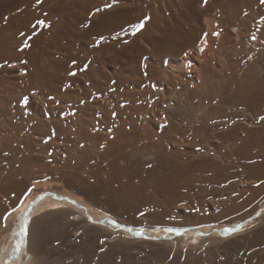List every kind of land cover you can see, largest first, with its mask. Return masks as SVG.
<instances>
[{
    "label": "bare ground",
    "instance_id": "bare-ground-1",
    "mask_svg": "<svg viewBox=\"0 0 264 264\" xmlns=\"http://www.w3.org/2000/svg\"><path fill=\"white\" fill-rule=\"evenodd\" d=\"M263 13L264 0H42V2L40 3H37V0H0V152H6L5 154H12L18 150L20 152L26 150L24 152H27V143L29 146L31 142H34L30 135L27 136V129H30L29 127L27 128V122L30 120H27V111L31 108V105H29L30 108L27 110L28 97L30 99L31 96L32 104L35 105V107L36 105L42 103L49 94H63L68 95L73 99H77V97H80V89L88 92L89 94H92L91 92L93 90L102 91L107 89L108 87H111L109 84L112 80L117 81L116 83L118 86L123 84H135V86L142 85L144 88L143 90H141L142 92L138 91V93H136V90L134 91L138 95H143V93H161L165 90L166 92L164 94L162 93L161 97L163 98H161L162 101H159L161 103L160 105H158L157 110L150 112V121H152L153 124L159 125L162 123L159 118L169 113L172 116L170 117L168 115V117H170L169 120H173V124L168 130L169 136L173 132L183 129L181 128V126H178V124H176V120L179 119V116L184 117L183 114H185V111L186 113H190V116H192V119H194L195 121H199L201 119L208 120L215 116H220L221 118L225 117V119L226 117H228L230 119L227 118V122L225 121L224 123H229V125L231 124V128L228 127L230 131H226V133H222L221 135L216 136L219 137L217 139L226 140V142L229 143L232 141L234 143V141L231 139H234L237 135V137H240L237 133L238 130L241 129L242 135L245 133V136L248 133L249 141H246V135V139H243V141L245 140L244 143H246L243 145L247 144L248 149H250L252 146H250L249 148L248 145H252L256 142L255 141L254 143H252L250 139L257 134L254 135L256 132L254 133V131L250 130L249 123L248 121H246L247 117L245 118L244 123H240V125H238L237 123L236 126L235 123L233 125L234 121L232 120L236 118L233 116L239 113L237 110H235L239 106H242L244 108L242 110V108L239 107L242 110H240L241 115L243 114L244 116L245 114L247 116V113L249 112H252L253 115L256 114L257 116L261 115L264 111V65H261L258 61V63H256L257 66L252 71L251 69L249 70V73L246 75V77H244L245 79H241V73L239 75H237L236 73L238 62L232 61V57H234L237 52L238 54L239 52H241V55L242 52L244 54H247L250 49L260 48L264 51V18L261 16L263 19H260L259 17L260 14ZM48 19H52L53 21L55 20V24L52 26V28L50 26V29H48V24V26L45 25L47 27V29L45 27L46 30L41 29V26H38L39 21ZM141 24H143V27H138V25ZM248 25L252 27L250 31L247 28L249 32H247L245 29V26L248 27ZM37 31L39 32V34H37ZM34 32H37L35 34H37L38 36L34 38L31 44L29 42V44H27V40H29L28 38L32 37L33 39L32 33ZM30 34L32 35L30 36ZM27 35H29L30 37L27 38ZM103 35L108 36V38L110 36L112 39L116 38V40H114V43H112L113 41H111L110 44L97 49L95 52L92 51L93 53H89L87 51V47L94 45L96 42L95 38L92 37H100ZM101 42L102 41H100V43ZM100 45L97 46L100 47ZM256 52L258 53V51ZM253 54L254 53L252 51V55ZM244 59L245 58H243V61ZM249 59H251V56ZM73 60H79L80 68L81 64H83L84 62H89L86 73L83 75L79 74V76H75L76 79L74 77L70 79L67 76V73L71 71V67L69 64ZM248 63L249 62H247L245 66L248 65ZM84 65L86 66L87 64ZM76 67L74 66L72 70ZM238 69L240 68L238 67ZM142 71H144L145 76H142ZM246 72L247 71H245L244 73L246 74ZM217 79H223L225 83L224 90H220V92H218V96H225L228 100L226 101L224 99L223 101L221 100L220 103L216 102L217 104H212V101L217 97V91L216 89H214V85H216ZM68 81H73L74 84L78 83V88L77 85L72 86L70 89H68V91L66 90L67 92H64L62 88ZM218 85L220 86L219 83ZM218 89L220 88L218 87ZM190 93L192 94L191 97ZM131 94H133V91L131 92ZM92 95H94L95 97L94 93ZM82 99L83 98H81L80 100ZM195 99H198L199 101L197 106H190L191 102L189 103L188 101H193ZM183 100H186L187 105L185 107H182L181 104ZM206 100L207 103L208 101L210 102L208 104H211V106H208L204 109L201 103ZM46 101L47 99L45 100V103H47ZM128 101L130 102V100ZM174 102L176 103L175 106ZM98 103V105L104 104L103 102ZM231 104H235L238 107H232L230 106ZM66 107L67 106H65V108ZM88 107H90L91 109L92 106ZM93 107L95 109V106ZM43 108L36 107L34 117H31V114L33 113L31 109L29 117L31 118V120L36 121L37 119L39 123L46 127L49 126V124L42 118L43 114H45L43 112ZM190 110H192L193 113ZM123 114L124 113H122V115ZM203 115L206 116L203 117ZM186 116H188L189 118V115ZM75 119H77V117ZM235 120L237 121V119ZM69 121L71 122V120ZM53 125L54 124H52L51 126ZM36 126H38V124ZM261 126L262 128H264V119L260 127ZM247 127L249 129H245ZM42 128H40L41 131ZM262 128L261 130H259L261 135L264 133L262 131ZM121 130H118L116 133L113 132L115 133L114 137L112 136L113 138H110L109 140L105 139V135H101L97 131L96 134L98 135H96L95 137V139L97 138V141H99V144L97 142V156L101 160H109V163L106 161L108 164H106L104 168L100 169L103 171V173L100 174L101 179L99 182L95 184H92L90 182H83L79 185L77 184L79 190L87 189V191L89 192H93L96 195H101L100 197L102 198L106 197L107 201L109 200L108 202L106 201V203L111 204L112 202L113 204L114 202L118 205L119 203H123L124 200L129 197L133 198V202L136 199L137 203L139 202L142 204L148 201L151 203V199H155L158 197L161 198V194L163 192L167 196L169 194H171L172 196L173 193H178L180 189L183 190V188L180 187L179 182L183 180L185 175L184 172H186L184 170L188 166H190L191 162L184 164L182 161L183 164H180V161H178L179 163H177L175 159L167 157L166 155H168L170 151V144L167 141H165L167 142L165 144H168L169 147H167L168 145L166 146L164 144L163 140H160L161 142L157 140V143L152 140L153 142L150 141L146 145L140 146L139 139L143 136L140 137L138 131H132L131 133H129ZM34 131H38L37 127L33 128V132ZM251 132L254 133L252 134L253 136L249 135L251 134ZM110 134H112V132ZM92 135L93 134H91V136ZM156 135L158 136V134ZM165 135H167V132L165 133ZM85 136L88 137V135ZM136 136L138 137V142H133V140H135L134 137ZM257 136L259 137V134ZM150 137L152 138L151 135ZM161 137L162 136H160V138ZM261 140V144H263V138H261ZM219 141L220 140H217L215 142L217 143ZM257 141L259 142L260 140ZM91 142L94 143V141ZM249 142H251V144ZM204 143L205 142H203V144ZM222 143L224 144V142ZM229 143L227 145L230 146ZM235 143H237V140L235 141ZM235 143L233 145L234 147ZM209 144H207V147H209ZM256 144L255 146H257ZM184 145L186 146L185 143ZM93 146L97 147V145L94 144ZM178 146V144H172L171 151L174 152ZM190 146L191 145L189 144L188 149L193 150V148H195L193 146ZM210 146H212V143ZM220 146L216 145L215 150L216 148L222 147ZM233 146L232 151L239 150L237 146V149H234ZM258 146L256 148L257 151L259 150ZM238 147L240 148L242 146ZM213 148L210 150L209 148H207V150L204 148L206 150L204 151V154H206L207 152L208 154L212 155V153L214 152ZM243 148L246 149V146L242 147V150ZM248 149L241 152L244 153ZM253 149L254 148H252V150ZM86 151V155L88 153L89 155L96 156L94 150L90 147L86 149ZM206 158L208 159V157ZM3 159L2 161L6 160ZM202 159L204 162V158ZM214 159L215 161H217L216 158ZM262 162L263 163L260 162L252 165L251 171L253 172L255 170L252 173L255 178H261L258 175L261 172L264 173V169L262 170V168H264V160ZM198 163L201 164L200 162H197V164ZM209 163L210 164H206V166H210L215 162L211 160V162ZM6 165H0V264H66L65 261L62 262L63 257L59 255V253L65 252L66 250L63 249V251L61 248L57 249L62 250L59 251L57 255L55 253L57 251H54L53 248L54 241L57 244L56 241H58V239H61V233L65 235H71L70 238L68 237L69 239H71L72 236H76V234L82 233L81 230L86 232L92 231L93 233L98 235V237L101 238L103 247L105 248L112 247L111 245H113L116 249H113V251H115L114 253H116L117 251V244H121L122 247H125L126 249V246H129L130 248L131 245L133 247V245L136 243L139 246L143 243L147 245H150L149 243H153V241H148L149 243H140L143 241V239L139 240V233L127 232L128 229L125 224L128 222H125L124 224V219L121 220V217L119 216L120 213H124V208L127 209L126 206L123 208V212L118 213V215L114 214L113 212L121 211V209H113V212H111V210L107 208V205L105 207L104 205L100 204L99 201H97L99 200V198L93 195V193H91L93 197H91L89 193L88 195H86L85 193H87V191L83 193L86 195L83 199V206H81L80 203H77L76 199H74L76 201L75 202L73 201V199H63L64 197L60 198L61 194L59 195L60 197H58L52 193L54 197L48 196V198L46 197L44 201L43 198L41 200V202H43L35 207L30 213L28 211L17 212V209L22 204V200L20 199V197L30 186L29 179L24 176L23 181H18L17 176H21V172L19 170H16L14 167L12 168V162L10 161H8ZM146 165L152 167L150 170L148 169L149 171L146 177L147 179L143 177V171L145 170L144 167ZM192 165L190 168L193 169ZM202 165L200 166V168L202 167ZM214 165H216V163ZM254 165L256 168H258V170L255 167L253 168ZM195 166L197 165L195 164ZM133 167H135L136 169L133 170ZM260 169L262 171L259 172ZM96 175H99V173ZM89 176L91 177L90 174ZM87 179L90 180L91 178L87 177ZM136 181H139V185L136 184ZM151 185L153 186L152 188L155 192H153L152 189L148 188ZM149 190H151L152 192ZM262 190H264V188ZM11 194H13L14 196L11 197ZM102 195L105 197H103ZM87 196H90L91 199ZM94 196L97 199L94 198ZM170 197H167V199ZM103 201L104 200H102V202ZM112 204L111 207L113 205H116ZM123 205L120 204V206ZM150 205L152 207V203ZM133 207H131L132 210ZM127 210H130V208H128ZM129 212H131V210ZM29 214L31 215V218H29ZM144 226L146 227V224H144ZM204 228L205 229L203 230H195L172 240H167L164 242L162 241L161 243L163 244V247L166 248L167 246V248L169 247L171 249L177 247L178 244L181 245L183 243L186 244V246L189 248V251L190 249L191 251H196L195 248H198L197 250L202 249L203 260H205L206 262V258L208 257V260L212 261V259L210 260L209 256L213 254L212 251L214 252L216 249L215 247L218 245L215 242H218L227 231L222 235L217 233L216 235L214 233V235L209 236V238H203L204 235L211 233V230L208 229V227ZM142 229H144V227ZM230 229H232V226ZM127 234L132 235L130 237ZM195 241H198V246H192L194 244L193 242ZM214 243L216 245H214ZM100 246H98V248ZM152 246L158 247V245L153 244ZM55 247H57V245ZM103 247L101 246V248ZM119 247L121 246H118V249L121 250L122 247ZM182 247L183 246H181V248ZM21 248H23V252H21ZM105 248L103 250L99 249V251L101 250L104 253ZM135 248H137L136 245ZM145 248H147V246H145ZM137 249L138 251L140 250V248ZM130 250L131 249H129V251ZM136 250L133 249L131 251L135 253L134 251ZM69 251H67V253ZM86 251L84 252V256H81V260L79 258L77 259V257H75V255L71 252V254L68 256V259H70L68 261L70 262L68 263V261H66L67 264H92V262H94L95 260V262H97H94L95 264L108 263V259L106 260V258H108L110 255H107L108 257H106V255H101L98 259V256L96 257L95 254H93L95 252L91 250L87 252ZM116 254L118 255V253ZM130 254L132 253L130 252ZM117 255L115 258H117L119 261L120 257L118 258ZM62 256H64V253L62 254ZM66 256L64 260L67 259ZM192 256L193 255H191L190 257ZM132 257L133 256L127 258L130 259ZM156 258L159 260V256ZM195 258L197 259V257ZM188 259L189 258L187 257V262L189 261ZM254 259H256V257ZM155 260L156 259L154 258V261ZM151 261H153V258ZM154 261L153 263H155ZM127 262L128 260H126L125 264H127ZM192 262L193 261H191V264H193ZM116 263L118 262L116 261ZM203 264L205 263L203 262ZM211 264L214 263L211 262Z\"/></svg>",
    "mask_w": 264,
    "mask_h": 264
},
{
    "label": "rangeland",
    "instance_id": "rangeland-1",
    "mask_svg": "<svg viewBox=\"0 0 264 264\" xmlns=\"http://www.w3.org/2000/svg\"><path fill=\"white\" fill-rule=\"evenodd\" d=\"M263 15H264V13L260 14V16H259L260 19L264 18ZM259 17H258V19H259ZM43 21H44V23H42L43 25L41 23L38 24V26H41L40 27L41 29H45V27L48 25H49L48 29H50V26L52 28V26L55 24L54 23L55 20L53 21L52 19L43 20ZM247 28L250 31L252 27L250 25H248V27L245 26L246 31L249 32ZM46 29H47V27H46ZM37 32L32 33L33 39H32V37H30L32 34H30V36L27 35V38L30 37V38H28L29 40L32 39L30 41L27 40V44H29V43L31 44L33 42L34 38L38 36L37 34H39V32L38 33ZM35 33H37V34H35ZM92 38H95L96 42L94 45L87 47V51L89 53H93L97 49H100L101 47L106 46L107 44H110L111 41H113L112 43H114L115 42L114 40H116V38L112 39L110 36L108 38V36H105V35L100 36V37L99 36L98 37L93 36ZM100 41H102V42L100 43ZM97 45H100V47ZM258 49H260V48L250 49L249 52H247V54L246 53L244 54L242 52V55H241V52H239V54L237 52L236 55L234 57H232V61L238 62L237 67H236L237 75H239L240 73L243 74V75L240 74L241 79H245L244 77H246V75L249 73V70L251 69V71H252L257 66L256 63H258V61L260 62L261 65L262 64L264 65V56H263L264 51L261 49L260 50H258ZM252 51L254 53L253 55H252ZM256 51H258V53L259 52L260 53L258 54ZM255 53L257 54V56ZM240 56H241V58H240ZM250 56H251V59H249ZM243 58H245L244 61H243ZM261 58H262V60H261ZM247 62H249V63H248V65L245 66V64H247ZM84 64H87L86 65L87 68ZM254 64H256V65H254ZM69 65L71 67V69H70L71 71H69L67 73L68 74L67 76L70 79H72V77H74L76 79L75 76H77V75L79 76V74L83 75L86 73V71L88 69L89 62H87V63L84 62L83 64H81V68L79 67L80 66L79 60H73L70 62ZM74 66L75 67L78 66V67H76L72 70V68ZM238 67L240 69H238ZM245 71H247L246 74L244 73ZM71 72L72 73L76 72L77 74L70 75ZM142 72H141L142 76H145L144 71H142ZM219 80H221V81H219ZM116 82L117 81L112 80L109 84L111 87H108L105 90H102V91L101 90H99V91L93 90L91 93L92 94L94 93L95 97H94V95L89 94L88 92L80 89V92H79L80 97L79 98L80 99L83 98L82 100H80L78 97H77V99H73V98L69 97L68 95H63V94H49L45 98V100L47 99V101H46L47 103H45V100H44L39 105H36L37 108H40V107L43 108L44 107L43 112L45 114H43L42 118L44 121L46 120V122L49 124V126H46V127H44V125L39 123V121L37 119L35 121V120H31V118L29 117V113L31 112V109L33 112L31 114V117H34L35 112H36V107H35V105L32 104L31 96L29 99V97L27 95V97H28L27 98V100H28L27 101V105H28L27 110L31 107L29 109L30 111L29 110L27 111V117H28L27 120L30 119L28 121L29 123L27 122V128L28 127L30 128V129H27V136L30 135L34 142H31L29 146L27 143V147H28V148L26 147L27 152H24L26 150H24L23 152H20L18 150L19 152L16 151L15 153H12V154L11 153L5 154L6 152L5 153L0 152L1 158L6 159L5 161H2V159L0 158V160H1L0 165L1 166L2 165L5 166L8 163V161H10V162H12V168L14 167L16 170H19L22 174V175L20 174L21 176H17L18 181H20V182L23 181L24 176H26L29 179V185L30 186L25 190L26 194L24 193L25 195L23 194L20 197V199L22 200V204L17 209V212H23V211L27 212L28 211L30 213L31 211H33V209L35 207H37L40 203H42L46 199V197L47 198H48V196L54 197L53 194H55V196H58V197L61 196L60 198L64 197L63 199H70V200L73 199V201H75L74 199H76L77 203H80V205L83 206L84 205L83 199L89 193V195L91 197H93V195L98 197L99 200H97V201H99V203L104 205L105 207L107 205L108 206L107 208L110 209L111 212H113V209H116V210L121 209V211L114 210V211H116V212H113L114 214L118 215V213L124 211V213H120L119 216L121 217V220L124 219L123 220L124 224H125V222H128L125 224V226L128 229L127 232H131V233L135 232V233L140 234V236L138 237L139 240L143 239V241L140 243H143V242L147 243L148 241H150V242L153 241V243L148 242L150 245L143 243L142 244L143 246L142 245L139 246L136 243L133 245L134 248L132 247V245L130 246V248H129V246L123 245V246L127 247L126 248L127 250L125 249V247H122L121 244H117V246H116L117 251L119 250L118 246L122 247V248L119 247V248H121L122 252H121V250H119L118 252L116 251V253H118V255H117L116 253H114L115 251H113V249L116 250L113 245H111L112 247H106V248L103 247V243H101V238H99L98 235H96L92 231L86 232V231L81 230V232L83 234L82 233L76 234V236H72L71 239H69L71 235L66 234L67 235L66 236L65 234L61 233V235H60L61 237L60 236L59 237L62 240L58 239V241H56L57 244L54 241L53 248H54V251L55 250L57 251V252H55L57 255H58L59 251H62L63 249L66 250L65 251L66 253L65 252L59 253V255L61 257H63L62 262L65 261L66 264H67L66 261L70 260V259H68V256L71 254V252H72V254L75 255V257H77V259L79 258L81 260L82 259L81 256H84V252L88 249V247L91 251L95 252L93 254H95L96 257L98 256V259L100 258L101 255H106V257H108L110 255L108 258H106V260L108 259L107 262L108 263L110 262L109 264H113V263L125 264L126 260H128L127 264H131V263H133V264H137V263L138 264H142V263L150 264L151 262H152L151 264H168V263L169 264H171V263H174V264H191V261H193L192 262L193 264H200V263L203 264V262L205 264H208L209 262H210L209 264H211V262L214 264H257V263L258 264H264V196H263L264 190H262L264 188V177H263L264 173L263 172H261L260 174L258 173L259 175L255 174V175H258L259 177H261V178H257V177L255 178L254 175L252 174L255 170L253 172L251 171L253 164L260 163V162L263 163L262 161L264 160V148H263L264 143L261 144L262 143L261 138H263V141H264V136H263V134H264L263 129L264 128H262V126L260 127V125H262V121H263L262 118H264V115H263L264 111L262 112L261 115L256 116V114L253 115L252 112H249V113H247L248 114L247 116H246V114L244 116L243 114L241 115V112H240V110H241L240 108H242V110L244 109L242 106L241 107L239 106L240 107L239 108L235 104L230 105L232 107L237 106L238 107V108L236 107L237 109H235V108H233V109H235L239 112L238 114L233 116L236 118L233 119L231 117L233 119V120L232 119L231 120L234 121L233 125H234V123H235V126L237 125V123H238V125H240V123H244V120L247 117L246 121H248V123H249L250 130L254 131V133L256 132L255 134L253 132H251V134H249V135L253 136L252 134H254V135L259 134V137L257 135L253 136L252 138L250 137L252 139V140L250 139V141H252V143H254L256 141L254 144L248 145L249 148H250V146H252L250 148L251 151H250V149H248L247 144L243 145L246 143V142L244 143L245 140L243 141V139L247 138L246 141H249L248 140L249 136L247 133L246 134L247 136L245 135L246 136V138H245V136H244L245 133L242 135L241 129L238 130V133H237V134H239V136L241 138L237 137L238 136L237 135V136H235L234 139H231L234 141V143L237 140V143L239 145L237 143H235V147L233 146L234 143L231 140L230 141L232 143L226 142V140L217 139L219 137H216V136H219L222 133H226V131L227 132L230 131L229 128H231L230 127L231 124L229 125V123L228 124L224 123L225 121L227 122L228 117H226V119H225V117H222L223 118L222 119L220 116H215L216 118L215 117L210 118L212 121L210 119H208V120L201 119L199 121L198 120L195 121L194 119H192V116H190V113L187 112L188 113L187 114L185 111V114H183L184 117L179 116V119L176 120V124H178V126H181V128H183V129H180L179 131L173 132L169 136L168 130L170 129L171 125L173 124V120L172 121H171V119L169 120V118L172 117L169 113L165 114L164 116L159 118L160 121L162 122L159 125L153 124L152 121H150L151 120L150 112L157 110L158 105H160V103H161L159 101H162L161 98H163V97H161L162 93L164 94L166 91L164 90L161 93H149V94L143 93V95H138L136 93H138V91H141L144 89L142 85L135 86V84H131V85L130 84H123V85L118 86ZM218 83L220 84V86L218 85ZM224 84L225 83H224L223 79H217L216 85H214V89H216V91H217V97H216L217 99L215 98L214 99L215 102L213 100L212 104H215L216 102L220 103L221 100L223 101L224 99L226 101L228 100L225 96L224 97L218 96V92H220V90L221 91L224 90ZM76 85L78 88V83L74 84L73 81H68L67 83L64 84L62 90L64 92L66 90L68 91V89H70L72 86H76ZM115 86H116V88H115ZM218 87L220 89H218ZM132 91H133V94H131ZM191 95L192 94L190 93V97H191ZM103 98H104V100H103ZM189 98H188V100H189ZM98 99H99V101H98ZM100 99H102V100H100ZM75 100H76V102H75ZM128 100H130V102ZM150 100H151V102H150ZM98 102H103L104 104H101L102 105L101 106V105H98L99 104ZM145 102H146V105H145ZM188 102L189 103L191 102L190 106L191 105L197 106L199 101H198V99H195L193 101L190 100ZM208 103H210V102L208 101ZM208 103L206 100V101L202 102L201 105L205 109L208 106H211V104H208ZM175 104L176 103L174 102V106H175ZM181 104H182V107H185L187 105L186 100H183ZM183 104H185V105H183ZM204 104H208V105H204ZM29 105H31V106L29 107ZM65 106H67V107L65 108ZM86 106L87 107L88 106H92V107L95 106V109H94V107L93 108L91 107V109H90V107H88V110H87ZM79 107L83 108V109H80ZM127 107H129V108H127ZM45 108H46V110H45ZM129 111L131 114L129 113ZM190 111L192 112V110H190ZM119 112H121V113H119ZM122 113H124V114L122 115ZM199 114H201V113H199ZM168 115L170 117H168ZM186 115H189V118ZM205 116L206 115H203V117H205ZM74 117L75 118L77 117V119H75ZM214 118H215V120H214ZM228 119H230V118H228ZM235 119H237V121ZM69 120H71V122L73 124ZM254 120H256V121H254ZM109 121H111L112 123ZM83 122H84V124H83ZM118 123H120V124H118ZM37 124H38V126H36ZM52 124H54V125L51 126ZM76 125H77V127H76ZM208 125H209V127H208ZM36 127H37L38 131L33 132V128H36ZM39 127L40 128L43 127L42 131ZM255 127L256 128L258 127L257 128L258 130ZM259 127H260V129H259ZM225 128H227V129H225ZM249 128L247 127L245 129H249ZM261 128L263 131V132H261V133H263L262 135L260 134V131H259V130H261ZM117 129L118 130L122 129L121 131L124 130L125 132H129V133H131L132 131L133 132L138 131L140 137L143 136L139 139V145L140 146L146 145L150 141L156 142L158 140L159 142H161L163 140L164 144L168 142L170 144V147L168 144H165L166 146L168 145L167 147H169V149H170L169 154L166 155L167 157H169L171 159H175L177 161V163H179L178 161H180V164H183V163L187 164V163L191 162L190 166H188L189 168L187 167L188 170H187V168L184 170L188 173L190 171V173L188 174V173L184 172V174L186 176L184 175L183 180L181 182H179L180 187L183 188L184 191L180 189V191L178 193L176 192V193L172 194L173 197L171 196V194H169L167 196L163 192L162 193L163 195L161 194V196H162L161 198L158 197L159 196L158 195L157 196L158 198L151 199L152 207H151V205H150L151 203L149 201L141 204L139 202L137 203V200L135 198H134L135 200L133 202V198L129 197V198L125 199L123 203H119V205L117 203L113 202V204H116L117 206L113 205L111 202V204L113 205L112 207H114V206L116 207V208L115 207L112 208L110 203H106L107 199L105 196L102 195L103 197H105V198H102V197H100L101 195H99V194L96 195L93 192L87 191V189L86 190L82 189L84 192L82 190H79V187H77V184L79 185L83 182H88V183L90 182L92 184H95V183L99 182L101 179L100 174L103 173V171L100 169L104 168V166H106V164L109 163V160L108 161L106 159L101 160L97 156L98 144H99V141H97V138L95 139L96 135H98V134H96L97 131L99 134L105 135V139L109 140L110 138L114 137V134L118 131ZM115 130H117V131H115ZM214 130H215V132H214ZM81 131L85 132V133H82ZM108 131L110 133L112 132V134H110ZM150 131H153V132H150ZM163 131L165 133L167 132V135H165V133ZM218 131H221V132H218ZM94 132H95V135H94ZM105 132H107V133H105ZM113 132H115V133H113ZM193 132H195V133H193ZM199 132H201V133H199ZM213 132H214V134H213ZM80 133H82L83 135L84 134L88 135V137H86L85 135L83 136ZM89 133H91L93 135L91 136V134H89ZM156 134H158V136ZM196 134H198V135H196ZM240 134L243 136V138ZM110 135H111V137H110ZM150 135L152 136V138L150 137ZM155 135H156V137H155ZM159 135L162 137L160 138ZM163 135H164V138H163ZM260 136H263V137H260ZM144 137H146L148 139V141ZM173 137H174V139H173ZM189 137H190V139H189ZM79 138H80V140H79ZM181 138H182V140H181ZM89 139H90V141H89ZM134 139L135 140H133V142H138L137 136L134 137ZM83 140H85V141H83ZM174 140H175V142H174ZM202 140H204V141H202ZM217 140H220V141L216 143L215 141H217ZM257 140H260L259 141L260 143ZM91 141H94V143ZM165 141H167V142H165ZM172 141L175 144L179 145L174 152L171 151L172 150V144H174ZM180 141L183 143V146H182V143ZM97 142H98V144H97ZM203 142H205L206 144L204 143L205 144L204 145ZM222 142H224V144ZM225 142H226V144H225ZM184 143L186 144V146L184 145ZM211 143H212V146H210ZM228 143L230 144V146L227 145ZM249 143L251 144V142H249ZM256 143H258V144H256ZM93 144L97 145V147L93 146ZM187 144L188 145L190 144L191 146H193L195 148H193V150L188 149ZM207 144H209V147H207L208 146ZM255 144L257 146L259 145L258 151L256 149L257 146H255ZM90 145H92V146H90ZM216 145H218V146L221 145L222 147L220 146L221 148H216V150H215ZM231 145L234 147V149L238 148L239 150H237V151L234 150L235 152L232 151ZM237 145L242 146V147L246 146V149H248L249 151L247 150L243 153L241 151L246 150V149L243 148V150H242V147L239 148ZM198 146H200V147H198ZM236 146H237V148H236ZM89 147L94 150L96 156L89 155L88 153H87V155L85 154L87 152L86 149H88ZM182 147H184V148H182ZM206 147L209 148V150L214 147L213 150H214L215 154L212 150V152H213L212 155L214 157L212 155L208 154L207 152H206V154H204L205 153L204 151L207 150ZM223 147H224V149H223ZM225 148H226V150H225ZM228 148H229V150H228ZM252 148H254V149L252 150ZM21 149H23V148H21ZM260 150H262V151H260ZM77 151L80 153H78ZM191 151H193V152H191ZM191 153H193V154H191ZM195 154H196V156H195ZM88 155H89V157H88ZM2 156H4V157H2ZM206 157H208V159L210 161ZM202 158H204L205 164H204ZM214 158H216L217 161H215ZM30 160H32L33 162ZM184 160H186V161H184ZM211 160L214 161L216 163V165H214L215 163H212V165H214V166H212V165L206 166V164L207 165L210 164L209 162H211ZM182 161H183V163H182ZM197 162H200L201 164L198 163L199 164V166H198ZM195 164L197 166H195ZM191 165L193 166V169L190 168ZM201 165L204 168H202V167L200 168ZM146 166L144 167L145 170L143 171V177L144 178L147 177L148 171L152 168L151 166H148V165H146ZM196 167H199V168H196ZM254 167H255V165L253 166V168ZM132 169L135 170L136 168L133 167ZM256 169L258 170V168H256ZM263 169L264 168H262V170ZM89 170H91L92 172ZM262 170L260 169L259 172ZM256 172H258V171H256ZM98 173H99V175H96ZM178 173H179V171H178ZM89 174L91 175V177L89 176ZM261 174H262V176H261ZM87 177H89L91 179L88 180ZM136 184L139 185V181H136ZM76 187H77V189H76ZM152 187L153 186L151 185L148 188L153 190ZM55 188H57V189H55ZM261 190H262V192H261ZM85 191H87V193H85ZM149 191H151V190H149ZM153 192H155V191L153 190ZM83 193H85L86 195ZM91 193H93V195H91ZM13 194H11L10 196L13 197L15 195V194L14 195ZM179 194H181V195H179ZM257 194H258V196H257ZM90 196L89 197L87 196V197L91 199ZM95 196H94V198H96ZM167 197H170V198L167 199ZM16 198H18V197H16ZM42 199H43V201L41 202ZM102 200H104V201L102 202ZM120 204L121 205L124 204V205L120 206ZM125 206L127 209L130 208L132 213L129 212L130 210L125 209L124 208ZM131 207H133V210ZM123 208H124V210H123ZM123 215H124V217H123ZM29 218H31L30 214H29ZM144 224H146V227L144 226ZM231 226H232V229H230ZM143 227H144V229H142ZM204 227H208V229L211 230V233L204 235V236L202 235L203 238H209V236H213L214 233L222 235V234H224V232L229 231L228 233L227 232L225 233V235L223 236L224 238L222 237V238H220V240L218 242H215L219 246L218 245H217L218 247L214 246L216 248V249L214 248L215 253L213 251H212V253L215 255H213L211 253L213 255L214 259H213L212 255L209 256L210 260L212 259V261H209L208 257L206 258L207 259L206 262H205V260H203V258H202L203 250L202 249H201L202 250L201 251V250H197L198 248H195L196 251H193V250L191 251V249L189 251V248L186 246L185 243H183L181 245L178 244L180 248H181V246H183L181 248V250L178 247V245H177V247L171 249L169 247L167 248V246H166V248L163 247V244L161 243L162 241L163 242L167 241V240L169 241V240H172V239L177 238L179 236H182L184 234H187L189 232H193L195 230H203V229H205ZM62 234H63V236H62ZM127 235L131 237L132 234H127ZM66 237L67 238L69 237L68 238L69 240ZM98 238H99V240H98ZM104 241H105V239H104ZM102 242H103V240H102ZM193 243L194 244L192 246H198V241H195ZM215 243H214V245H216ZM98 244H100L103 248H101V246ZM152 244L158 245V247L157 246L154 247V246H152ZM22 245H25V244H22ZM56 245L58 248L55 247ZM135 245L137 248H140L139 251L137 248H135ZM144 245L147 246V248H145ZM98 246H100V247L98 248ZM189 246H191V245H189ZM71 247H73V248L75 247V248L73 249ZM60 248L62 250H57ZM96 248H98V249H96ZM104 248H105V250H104L105 254L103 253V251H101V250H100L101 252L99 251V249L103 250ZM110 248H112V249H110ZM128 248L131 250L137 249L136 251H138V252L134 251L135 253H133L131 250L129 251ZM21 249H22L21 252H23V248H21ZM68 249L71 251H69ZM89 249L87 251H90ZM93 249H95V250H93ZM67 251H69L68 252L69 254L67 253ZM130 252L132 254H130ZM200 252H201V254H200ZM63 253H64V256H62ZM99 253H101V254H99ZM112 254H114V255H112ZM115 254L117 255L118 258L120 257L119 261L117 258H115L116 257ZM189 254L193 255L192 257H194V258L197 257V259L201 258L203 261L201 259H198V260L196 258L194 259V258L190 257L191 255H189ZM119 255H121V256H119ZM65 256L67 257V259L64 260ZM131 256H133V257L130 259L127 258V257H131ZM155 256L156 257L159 256V260ZM187 257L189 258L188 259L189 263L187 262ZM255 257H256V259H254ZM152 258H153V261L155 258L158 262L155 260L154 261L155 263H153V261H151ZM95 259H97V258H95ZM160 259H161V261H160ZM190 259H191V261H190ZM192 259H194L195 261ZM122 260H124L125 262ZM213 260H215V261H213ZM116 261L118 263H116ZM129 261H130V263H129ZM135 261H137V262H135ZM69 262L70 261H68V263ZM94 262H92V264L97 263V262H95V263Z\"/></svg>",
    "mask_w": 264,
    "mask_h": 264
},
{
    "label": "snow or ice",
    "instance_id": "snow-or-ice-1",
    "mask_svg": "<svg viewBox=\"0 0 264 264\" xmlns=\"http://www.w3.org/2000/svg\"><path fill=\"white\" fill-rule=\"evenodd\" d=\"M40 2H42V0H37V3H40ZM39 23H43V21H39ZM138 27H143V24H141V25H138ZM27 46V45H26ZM76 73H70V75H75ZM262 119H264V118H262Z\"/></svg>",
    "mask_w": 264,
    "mask_h": 264
}]
</instances>
